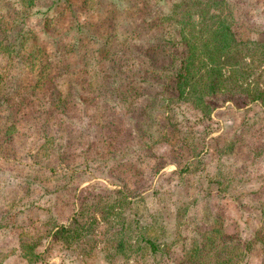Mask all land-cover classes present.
Wrapping results in <instances>:
<instances>
[{
  "label": "rangeland",
  "instance_id": "1",
  "mask_svg": "<svg viewBox=\"0 0 264 264\" xmlns=\"http://www.w3.org/2000/svg\"><path fill=\"white\" fill-rule=\"evenodd\" d=\"M171 1L35 0L25 7V0H0V264H108L99 244L83 258L40 238L49 217L66 224L77 205L110 189L130 201L126 218L173 242L159 264H176L211 229L219 242H245L240 264H264L258 102L218 96L209 121L183 102L169 111L154 104L153 126L141 123L147 101L139 94L172 95L165 75L179 47L158 44L162 31L151 21L156 6ZM230 1L251 6L243 16L264 22L260 0ZM251 36L264 38L254 28ZM142 62L157 71L147 82L130 80ZM167 114L173 124L163 128ZM103 228L98 220L95 232ZM65 253L71 261H60ZM114 262L141 264V257Z\"/></svg>",
  "mask_w": 264,
  "mask_h": 264
},
{
  "label": "trees",
  "instance_id": "2",
  "mask_svg": "<svg viewBox=\"0 0 264 264\" xmlns=\"http://www.w3.org/2000/svg\"><path fill=\"white\" fill-rule=\"evenodd\" d=\"M61 1L54 0L58 4ZM63 2L69 4V0ZM111 2L115 4V0ZM260 2L262 5L264 0ZM33 3L35 0H25L24 6L31 7ZM250 9L251 6L244 8L240 1L230 0H172L165 9L156 6L151 21L154 22L153 27L159 26L162 31L157 43L179 49L178 56L172 58L169 72L165 75L172 79V95L139 94L138 98L143 97L147 101L141 107V123L148 120L149 125L153 126L154 120L151 122L149 111L158 110L151 106L163 105L169 111L173 102L189 105L197 120L204 118L209 121L218 96L239 95L249 102H258L264 110V38L251 36L253 28L264 35V22L261 21L260 25L259 21L256 23L243 16V10L250 13ZM21 30L14 32L13 36L20 37L23 34ZM142 64L144 66L141 70L139 68L138 75H128L131 76L130 80H134L132 76H140V81L144 83L148 81L149 72L154 75L157 71L156 67L150 68L146 62ZM125 67L127 71L128 67ZM122 95L123 99H127L125 91ZM55 108L64 110L60 106ZM164 118L163 128L173 124L168 114ZM4 128H9V125ZM107 191L106 197L86 200L77 205L66 224L49 217L43 223L40 240L44 238L47 244L59 242L64 248L76 249L83 258L90 256L99 244V250L104 253L108 264H118L114 261L133 254H139L141 264H159L162 255L168 256L166 248L173 242L159 241L153 225L142 224L140 218H126L122 211L130 209V201L122 190ZM97 218L104 225L101 232H95ZM214 231L217 230L211 229L201 233L198 239H193L176 264H240L247 251L245 242L239 239L229 243L219 242L212 235ZM145 253L147 258L144 257ZM66 259L72 260L65 253L60 261Z\"/></svg>",
  "mask_w": 264,
  "mask_h": 264
}]
</instances>
